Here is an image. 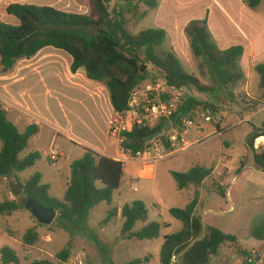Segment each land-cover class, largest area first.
<instances>
[{"label": "trees", "instance_id": "1", "mask_svg": "<svg viewBox=\"0 0 264 264\" xmlns=\"http://www.w3.org/2000/svg\"><path fill=\"white\" fill-rule=\"evenodd\" d=\"M263 0H248L246 5L255 9ZM159 0H88L89 14H76L51 6L12 3L5 8L7 16L16 24L0 22V71L9 73L20 60H29L45 48H53L71 57L70 71L83 70L87 80L102 85L109 95L111 107L116 113L129 110V100L134 91L150 79L148 67L155 68L167 86L192 90L199 94L217 96L211 103L186 98L168 120L171 125L191 118L197 109H209L214 113L218 97L235 100V88L244 81L241 68L244 49L240 45L221 50L215 43L207 24V18L190 20L184 27L190 52L197 63L200 79L189 75L173 52L163 50L166 33L162 29H146L132 34L128 29L130 19H142L146 11L156 9ZM93 33H90L89 30ZM254 71L264 88V64H257ZM167 120H160L153 128L134 127L124 134L122 148L132 154L142 152L153 138H161ZM38 128L31 125L23 133L7 119L0 104V180L32 168L41 156L38 152L23 155L27 144ZM259 137L255 131L247 138V152L251 153L254 167L264 172V150L257 152L254 141ZM162 141L164 140L161 138ZM169 148V145L166 144ZM242 167V165H241ZM212 169L196 165L185 173L172 172L177 190L194 187L191 201L184 208H171L169 214L181 223L179 232L163 237L158 264H210L211 257L227 244H237L233 235L217 228L204 226L195 216L199 200V188L211 174ZM123 166L108 157L86 149L82 158L70 165V178L62 200L49 195V186L42 183L40 173H34L21 182L22 197L35 200L41 207L57 213L56 219L69 226V238L53 261L35 260L30 264H70L74 231L83 230L92 208L100 203L111 205L113 193L122 185ZM21 197L0 202V217H9L24 209ZM25 210V209H24ZM118 214L123 220L120 236L124 240L152 241L159 238L160 230L168 228L165 223L148 222V211L141 201L124 205L120 211L111 208L103 224ZM142 226L133 231L137 224ZM40 226V225H37ZM37 226L24 233L22 244L33 247L39 240ZM237 255H248L237 244ZM139 260L131 264H139ZM0 264H20L12 248H0Z\"/></svg>", "mask_w": 264, "mask_h": 264}, {"label": "rangeland", "instance_id": "2", "mask_svg": "<svg viewBox=\"0 0 264 264\" xmlns=\"http://www.w3.org/2000/svg\"><path fill=\"white\" fill-rule=\"evenodd\" d=\"M116 1L118 0H112L111 5ZM247 1L159 0L156 9L140 7V12L146 11V16L142 19H130L128 29L132 34L146 29L164 30L166 38L163 50L173 52L186 73L200 79L197 63L184 36V27L190 20L207 18L208 29L215 43L224 50L234 45L243 46L241 42L229 45L232 43L231 38L243 37L241 32H245V29L241 21L245 17L257 15L260 16V23L257 24V31L260 33L250 32L247 37L251 42L258 37L262 41L264 0L255 9L248 8ZM12 3L46 5L64 12L89 14L88 0H0V22L16 24V21L5 13V8ZM89 31L93 33L91 29ZM262 49L263 52L255 64H264V45ZM254 62L243 63L245 79L234 90L235 100L229 103L228 100L218 97L215 103L217 107L212 113L214 122L211 125H201L202 131L199 130L198 124V127H193L187 137V142L192 146L178 155L158 162L152 178H137L140 168L138 164L123 166V183L113 193L111 205L100 203L92 208L85 228L73 232L70 264H73L75 259L81 260L82 264H131L136 260L140 261L139 264H158L163 237L179 232L182 227L178 220L170 216L169 209L184 208L191 201L195 190L194 187L177 190L171 173H185L196 165L212 170L217 168V172L222 175L220 178L215 176L208 179L204 186L199 188L201 200L195 210V216L201 219L204 226L214 227L225 234L235 236L241 248L252 249L257 247L259 242H264V172L254 167L246 144L253 131H262V134L257 135H264V88L259 85L260 77L254 71ZM148 71L150 79L134 91L138 101L146 100L149 86L161 83L162 78L155 68L149 66ZM183 92L185 99L194 98L203 103H211L217 97L192 90L184 89ZM220 126L223 130L222 136L209 137L213 127ZM165 132L166 130L161 135H166ZM163 143L165 147L164 140ZM65 145L69 146L68 143L57 142L54 148L61 153L64 152ZM57 146L59 148L56 149ZM255 150L262 152L264 146H258ZM69 158L73 159L75 155L67 152L61 161ZM35 170L48 177L53 176L55 167L45 160L39 161L33 168L0 180V198L6 199L9 196L15 199L10 193L9 185L15 183L14 178L17 176L21 182L27 180ZM233 178H236L234 182ZM134 201H141L145 205L149 223L169 224L168 228L160 230L159 238L152 241L124 240L120 236L123 220L119 215L109 223L103 224L111 208L120 211L124 205ZM20 214L24 217L23 221H0V230L6 234H0V248L12 246L20 264H30L35 260L53 261L55 254L68 242L69 226L56 218L49 226H37L39 224L28 211L22 209ZM20 214L14 213L17 216ZM35 226L39 233L38 242L33 247L23 246L24 233ZM141 226L142 224H137L133 231ZM237 247V244L223 245L217 255L211 257L210 264H232V257L237 255Z\"/></svg>", "mask_w": 264, "mask_h": 264}, {"label": "crops", "instance_id": "3", "mask_svg": "<svg viewBox=\"0 0 264 264\" xmlns=\"http://www.w3.org/2000/svg\"><path fill=\"white\" fill-rule=\"evenodd\" d=\"M259 18L260 16L257 15L243 18L241 21L245 29L241 34L243 37H232V43L229 44L239 42L243 44L244 54L240 62L242 70L244 62L255 61L254 66H256V59L263 52L264 40L261 41L258 37L251 42L247 37L250 32L260 33L259 30L257 31ZM71 62V57L66 53L45 48L29 60L18 61L9 73H0V104L6 112L7 119L19 133H23L31 125L38 128L37 134L30 138L25 149L27 151H24L23 155L38 152L41 156L39 161L45 160L55 167L53 176L45 177V174L39 170H35L34 173L41 174L42 183L49 186L50 197L57 200H62L67 189L71 163L82 158L86 149L107 157L113 155L117 148L116 141L107 134V124L114 113L108 92L102 85L87 80L83 70L71 73ZM198 128L200 131L203 130L201 125ZM219 129L223 134L221 126ZM257 133L262 134V131ZM259 137L263 139L261 146H264V135ZM57 142L68 143L69 146L65 145L64 152L58 153L54 148ZM51 149L59 155L55 163H51L48 158ZM67 152L75 155V158L61 161ZM223 174L225 175V172ZM221 175L222 173H218L217 168H214L200 188L208 179L215 176L220 178ZM235 180L236 178H233L232 182ZM6 199L14 200L9 196ZM3 200L4 198L1 197L0 202ZM200 200L201 195L197 207ZM20 212L22 209L13 212L9 217H0V221L16 219L23 221L24 217ZM0 234H3L1 230ZM3 235L6 236L5 233ZM8 247L12 248L10 245ZM241 249L264 253V242H259L257 247L252 249Z\"/></svg>", "mask_w": 264, "mask_h": 264}, {"label": "built area", "instance_id": "4", "mask_svg": "<svg viewBox=\"0 0 264 264\" xmlns=\"http://www.w3.org/2000/svg\"><path fill=\"white\" fill-rule=\"evenodd\" d=\"M237 29L240 31L238 27ZM183 90L169 87L161 79V83L148 87L147 92L149 94L144 101H138L136 98L137 93L134 92L129 100V110L123 113L114 112L108 121L107 134L109 138H113L116 141L117 148L113 155L107 157L122 164V166L130 163L138 164L140 168L137 178L149 179L152 178L154 167L158 162L178 155L192 146L187 142L190 130L197 124L211 125L214 122L213 114L209 109L199 108L190 119H183L180 124L174 126L170 124V129L165 132L166 135H161V138L169 145V148L166 147V144L164 147L160 137L151 139L145 150L136 154H132L122 148V143L125 141L124 134L130 133L134 127L153 128L163 119L169 122L168 120L176 112L179 105L185 101ZM221 136L222 132L217 127H213L212 132L209 134V137ZM260 139L261 137H258L254 141L255 149L261 146L262 142H259ZM48 158L51 163H55L59 155L54 149H51L48 153ZM136 191L137 189L135 188L134 192ZM232 259V264H264V253L250 251L248 255H235ZM176 260V255H173L171 264H175ZM73 264H82V262L79 259H75Z\"/></svg>", "mask_w": 264, "mask_h": 264}, {"label": "water", "instance_id": "5", "mask_svg": "<svg viewBox=\"0 0 264 264\" xmlns=\"http://www.w3.org/2000/svg\"><path fill=\"white\" fill-rule=\"evenodd\" d=\"M163 129L169 130L170 123L166 122ZM9 187L11 195L15 199L21 197V205H23L24 209L29 212V214L39 225L49 226L53 223V221L57 217V213L55 211H53L52 209H45L41 207L35 200L22 197L23 188L19 183H11Z\"/></svg>", "mask_w": 264, "mask_h": 264}, {"label": "bare ground", "instance_id": "6", "mask_svg": "<svg viewBox=\"0 0 264 264\" xmlns=\"http://www.w3.org/2000/svg\"><path fill=\"white\" fill-rule=\"evenodd\" d=\"M262 141H263V139H260V140H259V142H262Z\"/></svg>", "mask_w": 264, "mask_h": 264}]
</instances>
